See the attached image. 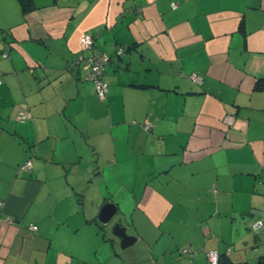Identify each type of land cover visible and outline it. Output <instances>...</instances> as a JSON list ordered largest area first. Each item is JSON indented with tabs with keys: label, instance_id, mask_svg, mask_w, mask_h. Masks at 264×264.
I'll use <instances>...</instances> for the list:
<instances>
[{
	"label": "crops",
	"instance_id": "0c3cea01",
	"mask_svg": "<svg viewBox=\"0 0 264 264\" xmlns=\"http://www.w3.org/2000/svg\"><path fill=\"white\" fill-rule=\"evenodd\" d=\"M87 32L111 57L105 100L75 62ZM0 79V264L264 254V0H0ZM107 202L144 262L99 221Z\"/></svg>",
	"mask_w": 264,
	"mask_h": 264
},
{
	"label": "built area",
	"instance_id": "2783aa9c",
	"mask_svg": "<svg viewBox=\"0 0 264 264\" xmlns=\"http://www.w3.org/2000/svg\"><path fill=\"white\" fill-rule=\"evenodd\" d=\"M95 35L87 32L84 33L81 37V54L78 57L77 62L84 61L85 78L93 83V86L96 90L97 95L101 99H105L109 92V83L103 78V73L106 63L109 61V56L106 53L100 52L95 46ZM86 51L87 55H85ZM121 49L118 50L121 53ZM8 53L4 52L3 56H7ZM191 79L200 84L203 80V77L198 73H192L190 75ZM1 84V79H0ZM30 117L29 113H25L21 116V119L24 120ZM226 123L233 122V115H227L225 117ZM153 126V123L147 121L146 128L150 129ZM25 168L31 169V161H27L24 165ZM3 202L0 198V208L2 207ZM250 226L253 231L259 232L264 228V210H255L252 212V220ZM33 229H36V225L32 226ZM187 250H183L186 252ZM208 264H218L219 253L216 250H210L207 252Z\"/></svg>",
	"mask_w": 264,
	"mask_h": 264
},
{
	"label": "water",
	"instance_id": "95a60500",
	"mask_svg": "<svg viewBox=\"0 0 264 264\" xmlns=\"http://www.w3.org/2000/svg\"><path fill=\"white\" fill-rule=\"evenodd\" d=\"M117 213V207L114 203H105L98 214V219L103 224H108ZM113 234L121 239V246L123 248L130 246L136 240V237L127 232V228L120 222H115L112 227Z\"/></svg>",
	"mask_w": 264,
	"mask_h": 264
},
{
	"label": "rangeland",
	"instance_id": "374dc122",
	"mask_svg": "<svg viewBox=\"0 0 264 264\" xmlns=\"http://www.w3.org/2000/svg\"><path fill=\"white\" fill-rule=\"evenodd\" d=\"M113 220H114V218L111 220V222H109L110 223V225H112V223L114 224L115 222H113ZM99 227V226H98ZM97 227V228H98ZM112 227H113V225L111 226V227H109V228H106L105 230H106V232H107V230H108V232H111V233H113L112 232ZM101 228L99 227V229L98 230H100ZM64 232H66L67 233V229L64 227L63 229H62ZM255 232V231H254ZM99 233H100V236L104 233L103 232V230L101 229V231H99ZM80 235H82V238L83 237H85L86 236V238H87V240H88V245L90 246V242L92 241V231H91V229H89V228H83L81 231H79L78 233H77V237L80 239L79 240V243H78V245L76 246V248L78 249V250H80L81 249V237H80ZM91 238V239H90ZM80 244V245H79ZM138 247V245L135 243L134 245H132V246H130V248H131V251L132 250H136V251H138L139 253H137V255L136 256H138V258L140 259V262L139 263H141V262H144L145 260H146V253H143V252H145V250H144V248H141L140 250H139V248H137ZM125 250V249H124ZM123 250V251H124ZM79 253H82V252H79ZM123 253H125V252H123ZM136 254V253H135ZM93 255V253H91V247H90V249H89V253H85V255L84 256H88V257H91ZM245 256H246V259L245 260H242V261H247L249 264H257V257H255V253H245ZM81 260H85V259H81ZM81 262V261H80ZM142 264V263H141ZM147 264H149V263H147Z\"/></svg>",
	"mask_w": 264,
	"mask_h": 264
},
{
	"label": "trees",
	"instance_id": "16d2710c",
	"mask_svg": "<svg viewBox=\"0 0 264 264\" xmlns=\"http://www.w3.org/2000/svg\"><path fill=\"white\" fill-rule=\"evenodd\" d=\"M21 2H22V4L23 5H25V7H28V6H30L31 4H32V0H21ZM91 33V32H90ZM93 34V33H92ZM83 36V35H82ZM81 36V37H82ZM80 45H81V38H80ZM94 46L96 47V44L94 43ZM97 48V47H96ZM98 49V48H97ZM119 49H121L122 51L124 50L123 48H119ZM118 49V50H119ZM99 50V49H98ZM118 50H117V53H119L118 52ZM126 50H130V48H127ZM100 51V50H99ZM121 51V52H122ZM6 52V51H5ZM87 52H89V51H86V53H85V55H87ZM100 52H102V51H100ZM90 53V52H89ZM103 53H106V52H103ZM81 54V52L78 54V56H77V59H76V63H77V65L79 66V65H83L84 66V61H80V62H77V60H78V57H79V55ZM107 54V53H106ZM108 55V54H107ZM3 56V55H2ZM8 56V55H7ZM7 56H4V57H7ZM109 56V55H108ZM109 61H108V63L110 62V60H111V57L109 56ZM108 63H106V65L108 64ZM106 65H105V67H106ZM86 71V70H85ZM103 78L106 80V78H105V69H104V73H103ZM84 79L86 80V81H88V82H90V83H92L91 81H89V80H87L86 78H85V75H84ZM107 81V80H106ZM108 82V81H107ZM1 83H2V81H1ZM109 83V82H108ZM93 84V83H92ZM1 85V84H0ZM94 87V86H93ZM94 90H95V88H94ZM109 90H110V85H109ZM95 93H96V90H95ZM109 93V92H108ZM96 95H97V93H96ZM108 95V94H107ZM98 96V95H97ZM98 98L99 99H101L99 96H98ZM107 98V97H106ZM105 98V99H106ZM105 99H101V100H105ZM25 113H29L30 114V112L29 111H25V112H23L22 114H21V116L23 115V114H25ZM21 116H20V119H21ZM29 118H31V114H30V117H28V118H26V119H24V120H22L21 119V121H26V120H28ZM255 210H259V209H253L252 211H251V215H252V212L253 211H255ZM261 210H264V209H261ZM100 223V222H99ZM250 228H251V226H250ZM252 229V228H251ZM182 250H184V249H182ZM218 264H249L247 261H234L230 256H229V254H227V253H220L219 254V261H218ZM257 264H264V254L263 255H261L260 257H259V259L257 260Z\"/></svg>",
	"mask_w": 264,
	"mask_h": 264
}]
</instances>
